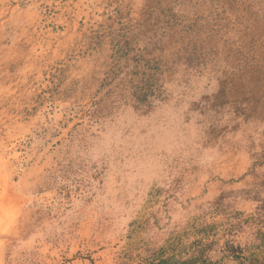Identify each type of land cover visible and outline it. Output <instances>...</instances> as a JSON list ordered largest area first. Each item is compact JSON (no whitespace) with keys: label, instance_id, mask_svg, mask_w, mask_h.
<instances>
[{"label":"rangeland","instance_id":"obj_1","mask_svg":"<svg viewBox=\"0 0 264 264\" xmlns=\"http://www.w3.org/2000/svg\"><path fill=\"white\" fill-rule=\"evenodd\" d=\"M200 246L264 264V0H0V264Z\"/></svg>","mask_w":264,"mask_h":264},{"label":"trees","instance_id":"obj_2","mask_svg":"<svg viewBox=\"0 0 264 264\" xmlns=\"http://www.w3.org/2000/svg\"><path fill=\"white\" fill-rule=\"evenodd\" d=\"M204 247H195L192 250V254L187 258L176 259L173 255L167 257L160 256L159 258L153 259L150 264H216L204 254Z\"/></svg>","mask_w":264,"mask_h":264}]
</instances>
